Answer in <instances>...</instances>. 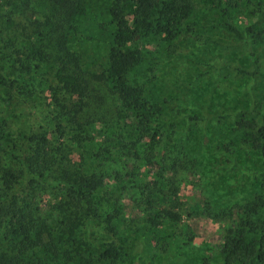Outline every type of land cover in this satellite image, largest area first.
Segmentation results:
<instances>
[{"label":"rangeland","instance_id":"obj_1","mask_svg":"<svg viewBox=\"0 0 264 264\" xmlns=\"http://www.w3.org/2000/svg\"><path fill=\"white\" fill-rule=\"evenodd\" d=\"M82 2L84 13L76 17L82 33L70 36L67 46L82 59L81 70L69 66L79 75L100 71L105 46L110 45L108 40L94 39L92 30L106 19L110 0ZM237 2L235 20L241 27L251 8ZM52 4L51 0H0V63L30 44L47 54L40 67L31 71V78L27 76L30 93L19 94V86L0 88V147L21 158L29 136L47 137L50 147L60 144L62 149L47 178H34L31 183L25 178L31 205L39 208L35 218L38 223L49 220L58 252L50 254L41 247L19 252V237L7 234L0 236V264H81V256L74 252L77 240L90 244L96 264H224L220 249L226 231L247 218L259 224L264 215L262 209L256 214L241 209L264 196V159L250 148L248 136L235 134L237 118L216 116L247 108L254 99L264 112V38L255 43L258 56L254 64L220 24L224 14L197 2L191 18L171 42L152 36L138 40L143 43L138 47L147 55L144 70L135 68L126 78L141 85L144 95L161 105L163 124L156 144L147 138L138 155L126 154L124 148L117 153L108 133L120 131L121 136H129L116 116V100L102 83L87 75H81L87 91L86 106L78 120L85 124L95 120L97 124L77 127L64 117L62 133L55 131L52 100L57 97L53 92L58 85L52 71L62 53L55 30L62 15ZM8 20L13 21L9 28ZM153 40L158 41V50L151 45ZM226 65L256 68L250 76L234 73ZM6 72L0 70L9 79L17 77L19 70L8 77ZM85 127H90L88 133ZM86 135L94 137L95 147L77 142V137ZM128 141L122 138V144L130 147ZM155 146L157 151H153ZM146 157L160 160L153 166L155 170L158 167V173L149 174L151 180L143 176L151 169ZM66 158L73 169L82 165L84 172H96L103 178L94 192L101 206L100 219L95 218L96 232L83 233L78 227L74 239L63 230L64 222L74 211L83 209L67 202V188L59 178ZM162 209L177 213L178 220L165 216ZM107 214L115 229L112 235L101 222ZM110 241L119 247V257L99 259L100 249Z\"/></svg>","mask_w":264,"mask_h":264},{"label":"trees","instance_id":"obj_2","mask_svg":"<svg viewBox=\"0 0 264 264\" xmlns=\"http://www.w3.org/2000/svg\"><path fill=\"white\" fill-rule=\"evenodd\" d=\"M51 1L55 12L62 15V20L57 22L58 25L55 28L62 53L59 55L58 66L52 71L58 85V90L53 92L57 97L52 100L57 120L55 131L62 133L63 126L60 123L64 117L68 124L77 127L97 124L95 120L88 121L86 124L78 120L86 106L87 90L81 75H87L91 81L102 83L106 93L116 100V116L125 125L123 130L129 136V139L121 136L120 131L116 133L117 135L112 133L113 131L108 133L112 148L117 153L124 148L126 154L131 152L138 155L142 152L144 139L147 138L148 141L156 144L158 130L163 124L161 105L152 98H147L141 85L133 84L126 78L127 73L135 68L144 70L147 55L138 47L143 45L138 43V40L152 36L159 37L164 42H171L181 33L185 22L191 18L197 2L218 9L224 14L225 18L220 24L237 43H240L242 51L254 64H257L258 56L255 43L264 38V0H241L251 8L247 20L241 27L235 20L237 0H110L106 19L101 23V27L98 26L97 29L92 27L94 39L110 42V45L105 46L104 64L100 71H86L79 75L75 71H70L69 66L72 65L75 69L81 70L82 59L76 51H70L67 46L71 44L70 36L82 33L79 32L80 27L76 24V17L84 13V4L82 0ZM7 22V28L13 26V21ZM212 42L217 43V41ZM151 45L158 50L157 40L151 41ZM46 59V52L32 44L23 49L19 47L15 50L12 59H6L5 62L0 63V70L6 69L7 77L14 74L15 70H19V73L17 77L9 79L0 73V88L19 86L22 89L18 91L19 94L30 93L27 76L33 69H38L40 62ZM33 61L35 62L32 63ZM227 67L234 73L250 76L255 73L256 68V66L244 68L237 65H226L225 68ZM64 94L67 96L64 97ZM187 116L192 118L189 114ZM228 116L237 118L235 134L248 136L247 142H250V148L264 159V112L260 109L258 101L254 99L247 108L228 111L216 117ZM93 128L95 130L96 127ZM85 129L88 133L90 127ZM46 138L40 136L36 139V135L26 138L24 154L21 158L10 152L7 147H0V236L11 234L19 237L17 247L19 252H25L34 247H41L50 254L58 252L49 220L43 219L38 223L34 212L39 208L32 207L30 194L26 191L28 184L25 178L29 177L28 183H31L34 178H47L55 167L56 154L62 149L60 144H51L52 147H50ZM93 138L86 135L77 137L76 140L89 148V146L95 147ZM122 138L129 140L130 147H127L128 144H122ZM153 151H157L156 146ZM65 160L66 163L61 168L59 178L67 188V202L83 209L80 212L74 211L72 216L67 217L64 222L63 230L74 239V230L78 227L83 228V233L96 232L95 226L98 224L95 218L100 219L101 206L100 201L95 199L94 192L101 186L103 178H100L96 172H84L82 165L81 168L73 169L68 159ZM145 162L149 167L151 166V169H148L143 176L151 180L149 174L153 172L155 176L158 173L157 166L160 160L146 157ZM154 165H157V170L153 169ZM261 174L264 175V171ZM147 203L150 204V201ZM241 209L247 214H256L260 209L264 211V196L256 197L255 201L246 203ZM162 212L174 220L179 218L177 213L170 210L162 209ZM150 220L155 227L154 220L151 217ZM101 222L104 223V230L112 235L115 229L111 215L107 214ZM91 243L95 244L94 241ZM118 248L114 242L105 243L98 253L99 259L116 260L120 255ZM74 252L81 256V264L97 262L87 242L77 240ZM64 255L68 260H72L69 252H65ZM220 258L224 264H264V215L259 224L247 218L239 220L236 226L229 228L223 235Z\"/></svg>","mask_w":264,"mask_h":264}]
</instances>
